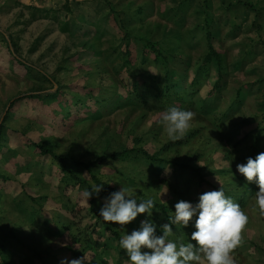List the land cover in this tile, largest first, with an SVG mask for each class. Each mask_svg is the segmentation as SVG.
<instances>
[{"label":"rangeland","instance_id":"rangeland-1","mask_svg":"<svg viewBox=\"0 0 264 264\" xmlns=\"http://www.w3.org/2000/svg\"><path fill=\"white\" fill-rule=\"evenodd\" d=\"M209 31L225 65V82L213 92L218 64L213 57L205 64ZM167 69L171 81L185 75V98L156 95L169 86ZM196 79L198 87L191 85ZM85 85L103 103L90 100ZM58 89L86 100L79 118L55 121L44 98ZM33 95L44 98L27 97ZM239 95L242 104L224 115ZM170 106L196 114L176 142L160 122ZM35 143L85 162L138 145L169 162L206 167L214 189L222 187L249 216L235 264H264L259 188L236 167L256 143L264 150V0H0V264L82 257L84 264H129L112 232L131 234L147 219L161 236L167 215L154 208L124 226L105 222V196L98 194L96 210L83 196L96 185L91 172L69 164L85 180L65 184L59 161ZM92 172L119 190L134 189L136 199L169 205L170 215L177 202L195 205L211 191L173 164L159 169L119 159L92 165ZM196 218L187 227L171 225L170 239L195 245Z\"/></svg>","mask_w":264,"mask_h":264},{"label":"clouds","instance_id":"clouds-1","mask_svg":"<svg viewBox=\"0 0 264 264\" xmlns=\"http://www.w3.org/2000/svg\"><path fill=\"white\" fill-rule=\"evenodd\" d=\"M195 115L191 110L170 106L162 113L160 122L168 138L176 142L185 137ZM236 167L249 183L258 185L255 207L264 216V152L255 159L249 157L246 164H237ZM101 191L102 185H93L83 196L88 201ZM174 207L175 212L169 215L170 222L161 226L163 235L157 236L155 224L146 219L141 222L139 230L122 236L119 245L126 251L129 264H235L232 253L243 242L249 216L238 203L225 195L222 187L201 194L195 205L181 200ZM154 208L153 198L138 202L135 190L122 186L105 198L99 215L105 222L124 226L139 214L147 213L150 217ZM194 216H197L196 230L192 232L191 240L195 245L170 239L174 235L171 225L187 227ZM84 261L85 257L71 261L65 259L61 264H84Z\"/></svg>","mask_w":264,"mask_h":264},{"label":"trees","instance_id":"trees-1","mask_svg":"<svg viewBox=\"0 0 264 264\" xmlns=\"http://www.w3.org/2000/svg\"><path fill=\"white\" fill-rule=\"evenodd\" d=\"M239 2L241 4L246 5V6L254 7V5L252 3H249L246 1H239ZM66 29L67 30L69 29L68 23H66V25H65V30ZM207 37H208V46H209L210 52L207 55V57L205 58V64H208L211 57H213L214 60L218 64V79H217V81H216V83L212 89V92H213L214 89L221 88V86L223 85V82H225V73H224L225 65H224L223 58H222L220 52H218V50L216 49V47L213 43V36L210 33V31H209ZM129 53L131 55L130 50H129ZM161 59L162 58L160 57V54L157 52V54L154 57V62H160ZM204 67H205V69L207 68L206 66H204ZM171 75H172V73H171L170 69H167L166 70V77L170 78V81L167 84L169 86H167L163 91L158 92L156 95L158 97H161V98H162V95L169 97V98H173V96L174 97L176 96L179 98H185L186 93H185L184 89L186 87L182 83L185 75L180 74L179 75L180 77L176 78L175 81H171ZM200 84H201V81L198 79H196L195 81H193V83H191L192 86H196V87H198ZM81 89L83 90V92H86V96L88 98H90V100H93L96 104L99 105V104L103 103L102 99H100L99 97L94 95V88L93 87H88L87 85H85V86H82ZM139 94L141 95V93H139ZM80 96L81 95H79L78 93H71V95H69L67 93L65 94V92L62 89H58L55 93H52L50 96L45 97V98L42 97L41 95H33V96H27V97L28 98H35V97L36 98H44V100L47 101V104L51 107L53 116L56 117L55 121H57V122L65 121L66 122V121H68L74 117L79 118V116L81 115L80 114L81 111L86 108L87 102H86V100H83V98H81ZM240 99L241 98L239 95L238 99L236 100V101H238L237 105L235 106L236 108L233 106L228 112L224 113V115H228L229 112H232L233 110H236L237 108H239L237 106L242 104V101ZM35 144H36V147L40 150V152L42 154L46 155V157H49V158L52 157V158L59 161V173L61 175V180L63 182H65V184H71L73 181L76 182V184H82L83 181L85 180V179H83L82 175L77 173L76 170L74 168L70 167L69 164L77 165L79 168L82 167L88 173L91 172V174L93 176L91 178L96 182V185H102V191L100 192V196H105V198L108 197L111 193L118 191L119 189L117 187L109 184L108 182L100 179L98 175H95L92 172V165H100V164H104L105 162H109L110 160H119V159L144 160V161H147L151 164H154V166L156 168H159V169L163 166L173 164L178 169L190 170L191 173H193V174H195V176L199 177L200 183L203 184V186H205V185H206V187L211 186L210 187L211 191L216 190V189H214V185L211 184L210 181H208L203 174V170L206 167L195 168V167H192L189 165H185L184 163L169 162L168 160L159 157L157 154L150 153L143 146L136 145V146L131 147V148H125V149L117 150V151H114L112 153L104 154V155L98 157L93 162H85L82 160H77L71 154H58V153L54 152L51 148H48L47 146H45L43 144H39V143H35ZM262 152H264V150L260 149L259 145L256 143L253 146L249 157L255 159V157L259 153H262ZM246 163H247V160L245 161L244 164H246ZM247 185H246V188L251 189V185H249V184H247ZM141 199H144V198L137 199V201L139 202ZM241 199H242V197H241ZM97 200H98V195L93 194V196L91 197V200H90V203L92 206L91 208L93 210H96L95 204H96ZM239 202L243 203L244 201L240 200ZM155 209L159 210L163 214H166L167 218L169 220V215H170L169 212L171 210V207L169 205L155 201ZM105 228H106V230H110V226H105ZM112 233L116 239L120 240L122 238L118 232L113 231ZM84 247L86 250L87 249L90 250L92 245H90L88 243H84Z\"/></svg>","mask_w":264,"mask_h":264}]
</instances>
